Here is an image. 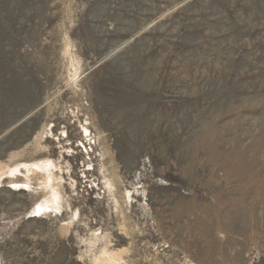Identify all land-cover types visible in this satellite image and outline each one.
<instances>
[{
    "label": "rangeland",
    "instance_id": "374dc122",
    "mask_svg": "<svg viewBox=\"0 0 264 264\" xmlns=\"http://www.w3.org/2000/svg\"><path fill=\"white\" fill-rule=\"evenodd\" d=\"M0 264H264V0H0Z\"/></svg>",
    "mask_w": 264,
    "mask_h": 264
}]
</instances>
